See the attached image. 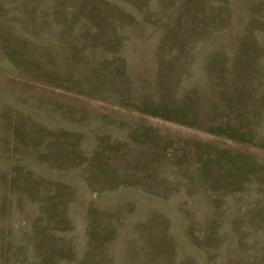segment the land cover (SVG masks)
I'll return each instance as SVG.
<instances>
[{"label": "rangeland", "instance_id": "1", "mask_svg": "<svg viewBox=\"0 0 264 264\" xmlns=\"http://www.w3.org/2000/svg\"><path fill=\"white\" fill-rule=\"evenodd\" d=\"M0 264H264V0H0Z\"/></svg>", "mask_w": 264, "mask_h": 264}]
</instances>
